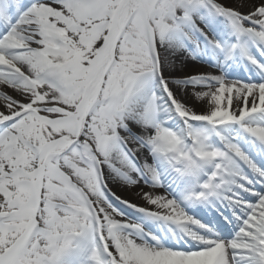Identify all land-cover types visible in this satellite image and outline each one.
<instances>
[{
    "label": "snow or ice",
    "instance_id": "snow-or-ice-1",
    "mask_svg": "<svg viewBox=\"0 0 264 264\" xmlns=\"http://www.w3.org/2000/svg\"><path fill=\"white\" fill-rule=\"evenodd\" d=\"M0 264H264V0H0Z\"/></svg>",
    "mask_w": 264,
    "mask_h": 264
}]
</instances>
